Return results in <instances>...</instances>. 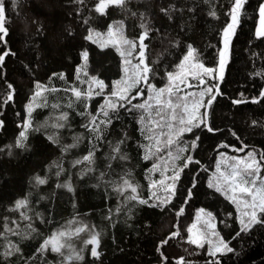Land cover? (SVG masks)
I'll return each mask as SVG.
<instances>
[{
  "label": "trees",
  "instance_id": "trees-1",
  "mask_svg": "<svg viewBox=\"0 0 264 264\" xmlns=\"http://www.w3.org/2000/svg\"><path fill=\"white\" fill-rule=\"evenodd\" d=\"M261 2L248 0L241 10L220 80L219 53L223 31L231 23L230 0H129L128 11L109 5L103 16L94 11L98 0H16L15 5L6 0L8 35L0 41V54H10L0 65V253L13 254L0 257V264H210L205 249L188 243V226L201 207L215 214L223 239L235 250L218 254L220 264H264V227L233 239L240 227L235 204L226 196L227 189L218 193L208 187L219 152L264 153V37L255 36ZM111 24L120 26L135 45L132 57L142 59L149 69L145 84L138 80L124 91L128 99H113L116 111L94 88L90 96L85 93L95 77L105 82L106 91H114L124 77L117 45L101 47L86 39L89 28L104 31ZM142 24L148 31L143 57L138 47L146 30ZM189 45L195 50L189 60L215 71L205 75L198 68L204 83L191 76L192 93L186 99L182 90L170 95L182 107L190 96L200 99L208 87L213 92L205 94V106L192 115L194 124L203 123L177 137L183 125L167 129V113H155L149 97L154 101L158 90L170 84L169 72L179 73ZM83 52L88 53L84 61ZM73 89L79 90V98ZM33 95L41 104L29 115L26 105ZM213 95L216 99L208 106ZM241 98L244 103H232ZM62 113H67L66 121L59 119ZM61 123L63 128L56 126ZM97 126L100 139L91 131ZM21 131L27 136L25 149L15 147ZM241 147L244 151L234 150ZM90 152L91 162L84 161ZM151 153L155 155L145 160ZM188 156L199 163H189ZM185 163L175 193L166 191L170 177ZM36 177L46 182L37 184ZM133 195L136 200L130 199ZM17 199L26 201L24 208L16 210ZM140 199L148 204L141 205ZM78 228L84 231L77 234ZM60 232L65 236L59 237ZM94 234L100 239L99 259L90 255L92 245L84 244ZM53 235L66 244L63 255L52 252L50 245L42 248ZM81 249L82 261L67 259Z\"/></svg>",
  "mask_w": 264,
  "mask_h": 264
},
{
  "label": "snow or ice",
  "instance_id": "snow-or-ice-1",
  "mask_svg": "<svg viewBox=\"0 0 264 264\" xmlns=\"http://www.w3.org/2000/svg\"><path fill=\"white\" fill-rule=\"evenodd\" d=\"M78 3L83 4L85 0H77ZM129 0H98V3L94 7V11L96 13H99L101 16L106 14V9L108 8L109 5H115L120 7L124 11H128L127 4ZM12 3L15 5L16 0H12ZM231 3V9H230V17H231V23H228L226 28L223 31V36H224V50L219 53V70L222 73L225 66H226V58H227V53H228V47L230 44V37L235 34L236 32V27L239 23L240 19V13L241 10L244 9L245 5L248 3V0H230ZM162 12H166L167 10L164 8H161ZM132 15H136L135 12L131 13ZM258 15H259V27L256 29L255 36L260 38L264 37V0H262L261 3L258 4ZM171 19V17H169ZM6 22H7V8H6V0H0V41L4 40V37L8 35V28L6 27ZM85 24L89 23L88 20L84 21ZM141 27H144L146 30L143 35L139 37L140 43H141V49L144 47H147V45L144 44V40L148 36V31H147V26L145 24H142ZM89 35L86 37V39L91 40L92 39V32L94 31L92 28H89ZM109 33H112V26L109 25ZM124 43L131 44V41H124ZM134 47V45H133ZM194 49L191 47V45L188 46V51L187 55L184 56V61H188L190 58L194 57ZM10 53L9 52H4L3 54H0V65H3L5 57L8 56ZM84 59L86 60L88 57L87 52L82 53ZM140 56H144L143 50L140 51ZM143 63V61H141ZM184 67L183 63L180 64V68L182 69ZM197 68H203V72L205 75L207 74H212L214 73V69L212 68H205L203 64H197ZM149 72L148 67H144L143 73L139 79L141 80H146V74ZM169 81L170 84L167 87H162L158 90L159 94H163L165 92H168L171 94L174 89H179V85L185 83L184 79L182 77H177L175 74L169 72L168 73ZM199 80L201 84L204 83V80L200 77L199 74L195 77ZM174 79H178V83L173 85L171 81ZM220 80H223L224 77L221 74L219 77ZM96 83L98 84V87L100 89L99 92L96 93V95H102L103 94V89L105 87L104 81L103 80H97ZM133 83H138V81H133ZM11 88V85L8 86ZM39 88L40 86L37 85ZM128 89H125L127 91ZM73 91H75L73 89ZM213 88L208 87L206 88L205 91L200 92V99L196 100L194 102V108H199V107H204V101L203 97L205 96L206 93H212ZM142 90L138 89V94H141ZM217 94H219V90L217 89ZM36 96H40V92L37 91L35 93ZM75 95L77 98L81 96V93L79 91H75ZM89 96L91 93L88 94ZM113 96L117 95L116 92L112 93ZM262 96H264V92L261 93ZM120 100H126L128 97L124 94V92L120 93L119 96ZM134 98V97H133ZM151 99V97H149ZM216 99V96L213 95L207 100V105L211 106L213 101ZM7 100L10 101L12 100V96L9 95L7 97ZM245 101L243 98L239 100H233L232 103L239 105L241 103H244ZM252 102H257L255 99H253ZM39 107V105H37ZM109 107L112 109V111H116V105L110 104ZM136 108L143 109L145 108L144 104H137L135 105ZM169 107H173L171 102L169 101ZM176 108L181 107V105L177 104L175 105ZM184 110L187 111V105L185 104ZM28 113L31 115V112L33 111V105L30 103L27 105ZM105 106H101V112L104 117L109 118L106 122L111 123V118L109 116V111L104 110ZM60 120H67L68 115L67 113H62L61 116L59 117ZM95 118H93L94 120ZM173 120L176 119L175 115L172 117ZM179 123L183 125L179 129V132L177 133V137H179L180 134H183L185 132L191 133L193 131L194 127H199L203 121L201 120L199 123H193V117L191 114H189L188 119H184L183 117L180 118ZM255 124L256 122L253 121ZM3 126V122L0 121V127ZM29 124L25 125V128L29 127ZM57 127L63 128L65 125L64 124H58L56 125ZM82 127H88V125H82ZM171 127V126H170ZM209 132H212L214 129L212 127H208L207 129ZM91 131L97 133V139H100L99 132L100 129L99 127H93L91 128ZM148 139H151V136L147 137ZM74 139H79L78 137H74ZM199 139V137H196V139L193 141L191 147L195 148L196 141ZM27 140V136L25 131H21L19 133V138L15 142V147L17 149H25L26 144L25 141ZM56 143H59V140L57 139L55 141ZM174 141L169 138L167 140V144L171 145ZM74 146V145H73ZM11 146H9V152L8 155H12V151L10 150ZM186 148H181V152L186 151ZM235 151H244V147L234 149ZM116 152H119L120 149L117 146L115 149ZM92 153L90 152L89 155H86L83 157L84 161H89L91 162L92 160ZM155 155V153L151 154H146L144 156L145 160H149L151 156ZM169 156H171V152H169ZM116 157H113L115 159ZM125 157L121 156L120 159H124ZM181 157L178 155L176 159H180ZM187 161L189 163L195 162L199 163L198 161H193L192 156H188ZM232 160L236 161L233 164H229L226 167L230 169L229 171L222 172L221 171V165L218 162L216 165V172L219 173V177H217V182L213 183L210 181L208 183L209 188L215 187L216 192H223L225 191V188L227 189L228 193H231L229 196V199L235 204H237L238 207L241 205L243 206V211L241 213V217L239 219V230L235 233V236L233 239L239 238L241 234L248 233L250 230H252L256 226L264 227V178L260 177V172H261V163L255 158V154L253 151L247 152V156L245 159H238L237 157H232ZM260 160H264V153L260 155ZM79 163V161H77ZM153 168H156L157 165L153 164ZM188 167V163L183 164V167L180 168L179 171H176L175 174L170 177L172 180L171 184L165 185V190L171 193H175L176 190V181L180 179V172L183 171L184 168ZM59 175V173H57ZM260 180V185L257 186V180ZM46 181L44 179H41L40 177H36V183L37 184H44ZM125 185L131 189L132 193L137 192V188L133 186L129 181L124 182ZM160 184H164V181L161 180ZM59 186V185H58ZM155 186V183L153 184V187ZM119 191V189H117ZM237 193H239L240 198H237ZM155 195V194H153ZM131 200H136L137 197L135 195L130 197ZM139 203L141 205H147L148 201L144 199H140ZM26 205V201L24 199H17L15 201V208L16 210L24 208ZM182 211V209H181ZM200 212L203 213L204 209H200ZM207 216L211 218L212 214L211 212L207 213ZM199 218V217H198ZM86 227V226H85ZM196 228V225L193 224L192 227L188 228V232L192 233L193 229ZM210 230V231H209ZM84 231V228H78L76 229V233L79 234L80 232ZM59 237H64L65 233L60 232ZM173 235H176V233H173ZM210 237H216V242L213 243V241L210 239ZM163 243H167V241H164ZM188 243L195 245L198 249H205V244L211 245L210 248L206 250L207 256L211 257L210 264H220V260L218 258V254L223 255L226 253H233L235 250L233 247L230 246V241H225L224 239L219 237V233L215 231V225L211 224L210 221H206L204 227L197 232L195 236H189L188 237ZM85 245H92L90 249V255L93 258L99 259L101 253L98 251L100 248V239L98 238V234H94L91 236L90 239H87L84 241ZM51 246V251L54 253H58L63 255L62 249L66 247L65 243H61L60 240L57 238L56 235H53L50 237L48 240H45L44 245H42V248H46L47 246ZM68 247H71V245H67ZM17 252L20 251L19 248L16 249ZM83 249H81L79 252L73 250L74 256L69 255L67 257L68 260H72L73 258L77 261H82L83 260V255L81 254ZM12 252H7V253H0V257L6 259L7 256L12 255ZM163 261H167V257H162ZM181 262L183 261V258H180ZM205 264H209V261L206 260Z\"/></svg>",
  "mask_w": 264,
  "mask_h": 264
},
{
  "label": "rangeland",
  "instance_id": "rangeland-1",
  "mask_svg": "<svg viewBox=\"0 0 264 264\" xmlns=\"http://www.w3.org/2000/svg\"><path fill=\"white\" fill-rule=\"evenodd\" d=\"M111 26H112V33L111 34L109 33V27L104 31H97L96 32L94 30L92 32V39H91V41L95 42L96 44H98L101 47L106 46V45L116 44L118 47V50L121 54V57H122L124 77L122 79H119L117 81V83H115L116 85H115L114 91H106L105 90L106 84L104 82L105 87L103 89V94H102L103 98L102 99H105V101H106L105 104L107 103L108 105L113 104V103L115 104L116 98H119L120 93L124 92L125 89H128L129 87H131L133 81L139 80L140 82H143V84H145L146 80H141L139 78L142 75H144V73H143L144 67H147V65L145 64V62L142 59L137 60V59H134L132 57L133 43H131V44L124 43V41H129V40L125 36H123L122 29L120 28V26L119 25H113V24H111ZM223 40H224V36H223V39L221 42L220 52L224 50ZM134 56H136V54ZM227 57H228V53H227ZM82 58L84 61L85 59H84L83 55H82ZM141 61H143V63H141ZM183 65H184V67L179 71V73H176L175 75L177 77H182L184 79L185 83L180 84L179 89H174L172 93H174L175 90H182L184 92V95H182L181 97H183V99H186V95H191V93H192L191 91H188L190 89V87H192V85H193L191 83L192 80L190 79V77L192 76L195 78L197 76V74H199L198 73L199 71H197L198 68H196L194 61H190V60L184 61ZM217 73L220 75L219 64H218ZM147 74H146V76H147ZM97 80H101V79L96 78V77L92 79L91 87L86 88L85 93L86 92L89 93L90 89H92V88H94L96 90L95 93L100 91L98 84L96 83ZM187 80H188V82H187ZM171 83L173 85H175L176 83H178V79H174L173 81H171ZM75 91H79V90L75 89ZM113 92H116L117 95L113 96L112 95ZM150 97H151V100L149 101V103L153 104L157 108L155 113H157L159 111V109H163L167 113L168 116L164 120L166 122L167 129H169L171 131H172V129H174V130L177 129L181 125L179 123V120L181 117H183L184 119H188L189 114L193 115V117H194L196 114V110L198 109V108H194V102L196 101V98L193 99V98H191L192 96H190V98L187 101V111H185L184 107L182 106L181 108H182L183 114L179 116L178 113H182V112H180L175 107V105H177V100L174 97H172L168 92H165L164 95L157 93V96H155L154 101L152 100V95H150ZM33 99H34V95L30 97L29 101L27 102V105L31 103L33 105V108H34L35 106L41 104V100L36 101V99H34V100ZM113 99H115V100H113ZM169 101L173 105V107H171V108L169 107ZM157 103L162 105V107L160 105H158V107H157V105H156ZM27 105H26V112L28 113ZM164 114L165 113H161V112L159 113L160 116H162ZM173 115H175L176 119L174 122V127H170L171 123L174 121L172 119ZM249 151H253L255 154V158L261 163L262 167H261V172L259 175L261 178H264V162L262 160H260V157L257 156V154L255 153L254 150H249ZM249 151H246L244 153H238V154H234V153L227 152V151L219 152L217 159H216L215 170L211 174V176L214 175L213 181H215V182H213V181L212 182L216 183L217 177H219V173L216 172V165L218 162L221 165V171L226 173L227 171L230 170L226 166L236 162V161L231 159L232 157H237L238 159H245L247 156V152H249ZM259 185H260V180L258 179L257 180V186H259ZM230 195H231V193H228L226 196H228V198H229ZM237 198L238 199L240 198L239 193H237ZM230 201H231V199H230ZM200 209H204V212L201 213ZM235 210H236V218L239 221V219L241 217V213L243 211V206L241 205L240 207H238L237 204H235ZM208 212H211V214H212L211 218H209L207 216ZM206 221H210L211 224L215 225V231L217 233H219V237L223 239L222 234L220 233V230L218 227V221L216 219L215 214L212 211H210L206 208H203V207H201L197 210L194 219L190 222L188 228L192 227L193 224L196 225V228L193 229L192 233L188 232V237L190 235L195 236L197 234V232L200 231L204 227ZM210 239L213 241V243L216 242V237H210ZM210 247H211V245L205 244V250H207Z\"/></svg>",
  "mask_w": 264,
  "mask_h": 264
},
{
  "label": "water",
  "instance_id": "water-1",
  "mask_svg": "<svg viewBox=\"0 0 264 264\" xmlns=\"http://www.w3.org/2000/svg\"><path fill=\"white\" fill-rule=\"evenodd\" d=\"M138 47H139L140 51H141V50H143V52H144V48H143V49H141V44H139V46H138ZM140 51H139V54H140ZM187 82H188V80H187ZM186 84H187V83H186Z\"/></svg>",
  "mask_w": 264,
  "mask_h": 264
}]
</instances>
